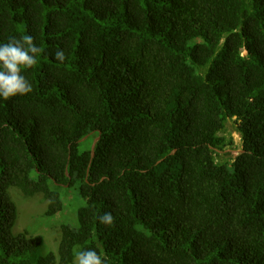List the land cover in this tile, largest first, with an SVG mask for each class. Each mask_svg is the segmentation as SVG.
Segmentation results:
<instances>
[{"label": "trees", "instance_id": "1", "mask_svg": "<svg viewBox=\"0 0 264 264\" xmlns=\"http://www.w3.org/2000/svg\"><path fill=\"white\" fill-rule=\"evenodd\" d=\"M24 35L42 52L0 98V264H264V0H0V44ZM12 189L47 218L76 189L57 253L15 233Z\"/></svg>", "mask_w": 264, "mask_h": 264}, {"label": "rangeland", "instance_id": "2", "mask_svg": "<svg viewBox=\"0 0 264 264\" xmlns=\"http://www.w3.org/2000/svg\"><path fill=\"white\" fill-rule=\"evenodd\" d=\"M234 120L229 121L225 135L234 140V155H237L241 148V135L237 130ZM12 198L18 208V220L14 229L16 234L27 231L30 236L41 237L43 239L42 253L58 252L60 243V228L62 224L75 225L77 223V211L85 205L79 198L76 189H71L65 196V209L53 218L44 216L47 210V202L42 197L26 199L16 189L11 190Z\"/></svg>", "mask_w": 264, "mask_h": 264}, {"label": "clouds", "instance_id": "3", "mask_svg": "<svg viewBox=\"0 0 264 264\" xmlns=\"http://www.w3.org/2000/svg\"><path fill=\"white\" fill-rule=\"evenodd\" d=\"M42 49L34 43L31 35L20 39L11 37L7 43L0 44V98L5 101L17 95H25L32 91V85L21 74L22 68L29 69L37 64V56ZM54 56L64 61L65 53L57 50ZM100 223L112 225L114 217L110 212L99 217ZM76 264H107V257H102L95 250L80 251L75 257Z\"/></svg>", "mask_w": 264, "mask_h": 264}, {"label": "water", "instance_id": "4", "mask_svg": "<svg viewBox=\"0 0 264 264\" xmlns=\"http://www.w3.org/2000/svg\"><path fill=\"white\" fill-rule=\"evenodd\" d=\"M86 140V138H84L82 141ZM95 145H96V141L94 142L93 146H92V157H94V149H95Z\"/></svg>", "mask_w": 264, "mask_h": 264}]
</instances>
